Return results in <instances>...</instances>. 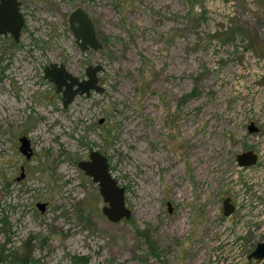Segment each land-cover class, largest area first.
Instances as JSON below:
<instances>
[{
  "label": "rangeland",
  "instance_id": "obj_1",
  "mask_svg": "<svg viewBox=\"0 0 264 264\" xmlns=\"http://www.w3.org/2000/svg\"><path fill=\"white\" fill-rule=\"evenodd\" d=\"M20 2L21 42L0 36V264H264L248 258L264 242V0ZM78 8L102 50L76 44ZM51 63L80 79L102 66L105 93L64 108ZM92 151L126 188L129 220L104 216L78 168ZM247 151L258 162L240 168Z\"/></svg>",
  "mask_w": 264,
  "mask_h": 264
},
{
  "label": "water",
  "instance_id": "obj_2",
  "mask_svg": "<svg viewBox=\"0 0 264 264\" xmlns=\"http://www.w3.org/2000/svg\"><path fill=\"white\" fill-rule=\"evenodd\" d=\"M70 30L72 31L76 44L81 52L93 50L95 52L104 48L97 37L94 24L90 16L81 8L76 9L69 17ZM24 27V18L20 12L19 0H0V35H12L16 41L20 40L21 31ZM104 72L100 65L89 66L85 71L86 78L82 81L68 72L65 65L51 64L45 69L44 78L49 79L56 86L58 93L63 95V107L67 108L78 96L90 97L93 92L105 93V88L99 85V74ZM250 134L258 133V128L252 123L248 127ZM19 151L28 160L32 159L34 149L31 140L24 136L19 139ZM258 155L253 151H247L237 156V163L240 168H250L257 164ZM78 168L99 186L100 194L105 206L104 216L112 223H120L132 217V211L126 204V188L121 186L118 180L112 175L109 158L100 151H92L88 160L78 163ZM25 178L24 168H21V175L18 181ZM37 208L44 213L47 204L38 203ZM224 215L233 214L235 206L231 199L223 202ZM168 211L171 214L173 207L168 203ZM249 260H264V242L257 245L256 249L249 255Z\"/></svg>",
  "mask_w": 264,
  "mask_h": 264
},
{
  "label": "flooded vegetation",
  "instance_id": "obj_3",
  "mask_svg": "<svg viewBox=\"0 0 264 264\" xmlns=\"http://www.w3.org/2000/svg\"><path fill=\"white\" fill-rule=\"evenodd\" d=\"M19 2H20V0H19ZM20 12H21V2H20ZM21 14H22V12H21ZM89 15V14H88ZM22 16H23V18H24V15L22 14ZM92 20V19H91ZM93 22V21H92ZM25 24H26V21H25V18H24V27H23V29H22V31H21V35H20V40L19 41H16L14 38H13V36L12 35H6V36H4V37H11L12 39H13V41L16 43V44H18V43H20L21 42V36H22V32H23V30H24V28H25ZM94 24V23H93ZM95 27V26H94ZM96 31V30H95ZM0 36H2V35H0ZM88 52V51H87ZM51 64H58V63H51ZM51 64H49V66L51 65ZM58 65H62V64H58ZM64 65V64H63ZM49 66H47L46 68H48ZM89 67V66H88ZM87 67V68H88ZM45 68V69H46ZM67 68V67H66ZM86 68V69H87ZM68 70V69H67ZM45 71V70H44ZM86 71V70H85ZM68 72H70L69 70H68ZM71 73V72H70ZM72 74V73H71ZM44 75H45V73H44ZM74 75V74H73ZM75 76V75H74ZM76 77H78V76H76ZM79 78V77H78ZM47 80H49V79H47ZM79 80L80 81H82L83 79H80L79 78ZM53 83V82H52ZM54 84V83H53ZM56 87V86H55ZM56 92H57V90H56ZM58 93V92H57ZM61 95H62V93H60ZM88 98V97H87ZM62 101H63V95H62ZM71 105V104H70ZM69 105V106H70ZM102 123V122H101ZM255 125V124H254ZM256 126V125H255ZM258 128V127H257ZM258 130H259V128H258ZM88 159H89V156H88ZM88 159H86V160H88ZM83 161V160H82ZM172 214V213H171Z\"/></svg>",
  "mask_w": 264,
  "mask_h": 264
},
{
  "label": "trees",
  "instance_id": "obj_4",
  "mask_svg": "<svg viewBox=\"0 0 264 264\" xmlns=\"http://www.w3.org/2000/svg\"><path fill=\"white\" fill-rule=\"evenodd\" d=\"M110 161V160H109ZM146 239H148V242L150 243L151 241L149 240V237L146 235V236H144ZM82 260H83V262H82ZM76 263L77 262H79V263H83V264H87V261H86V259L85 258H81V259H76V261H75Z\"/></svg>",
  "mask_w": 264,
  "mask_h": 264
}]
</instances>
